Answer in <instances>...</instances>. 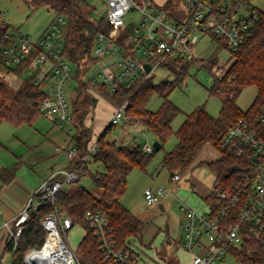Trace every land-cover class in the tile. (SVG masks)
Here are the masks:
<instances>
[{
	"label": "built area",
	"instance_id": "2783aa9c",
	"mask_svg": "<svg viewBox=\"0 0 264 264\" xmlns=\"http://www.w3.org/2000/svg\"><path fill=\"white\" fill-rule=\"evenodd\" d=\"M103 1L106 10L102 17L107 28L96 36L93 47L95 62L91 70L83 74L86 77L73 73L71 64L74 63L63 54L69 27L65 14L55 13L47 28L38 37H32L18 30L10 31L0 10V25L8 26L0 63L8 68L23 66V70L28 71V77L46 93L40 103V113L60 126L75 118L74 100L79 85H86L96 99L97 95L108 98L101 92V85L111 95L120 86L132 87L145 81L156 68L170 60L198 59L195 44L201 35L216 37L227 45L232 54L251 36L258 19L257 9H248L246 0H223L219 4L210 0H179V10H186L182 18L174 17L165 2ZM133 11H138L140 18L133 27L129 42L123 39L124 43L120 42L126 27L125 17ZM146 63L150 64V71L145 67ZM216 68L221 69L215 71L218 75L227 69L221 64ZM72 79L77 82L75 88L71 87ZM128 106V100L115 104L109 125L124 121ZM219 147L221 150L235 149L249 164L237 179L230 182L215 179L208 195L210 199L205 200L203 209L183 207L187 209V215L181 246L192 264H222L226 254L237 257L233 250L243 248L248 239L264 243V107L255 120L248 116L239 117L228 128ZM143 149L152 153L154 147L147 143ZM55 150L64 153L73 164L52 171L19 213L2 223L8 237L14 241L21 234L31 209L45 204L47 198L63 189L65 182L79 180L84 168L95 161L99 150L98 137L93 136L84 154L80 153L75 142L57 145ZM180 178V173H174L171 181L176 182ZM168 191V187L163 185L155 190L146 188L147 204L159 202ZM85 217L94 228L108 264H145L132 248L118 245L105 213L89 210ZM51 223L57 239L51 234ZM42 224L46 229L45 241L39 248L26 253L25 263L81 264L77 252L61 233V230L66 233L73 227L72 218L56 208L44 216Z\"/></svg>",
	"mask_w": 264,
	"mask_h": 264
},
{
	"label": "trees",
	"instance_id": "16d2710c",
	"mask_svg": "<svg viewBox=\"0 0 264 264\" xmlns=\"http://www.w3.org/2000/svg\"><path fill=\"white\" fill-rule=\"evenodd\" d=\"M33 8L47 5L55 13L65 14L69 20L68 34L65 40L63 54L76 66V74L81 76L91 68L95 62L93 47L97 34L105 30L107 25L104 18L93 16L94 8L86 0H27ZM140 1V0H139ZM219 4L223 0H210ZM179 5V0H167L165 6L171 10ZM258 19L255 21L251 36L236 49L227 62V69L222 75L213 70L219 65V57L215 53L204 60V66L213 74V84L209 94L217 95L222 100V108L218 116L208 112L205 105H200L191 113L175 131L177 143L175 147L166 151L161 164L172 171L187 167L200 152L202 147L211 141L219 146L228 128L241 116H248L255 120L263 112L264 107V10L257 9ZM7 25H0V58L2 45L6 42ZM216 38V37H214ZM217 39V38H216ZM219 41V47H227ZM120 42H123L120 40ZM124 43V42H123ZM131 47V43H125ZM197 59L176 58L168 63L178 66L180 77L186 72L191 63ZM167 64V63H166ZM15 75L21 76L23 66L8 68ZM177 83L163 81L155 84L151 77L132 87L120 86L114 94H109L107 88L101 85V92L115 104L129 101L126 110L125 123H141L145 130L154 134L161 142V148L167 138L174 132L172 121L180 108L169 98V93ZM256 85L257 96L252 105L242 110L237 104V97L241 91ZM154 93L162 96V104L156 111L147 108V104ZM45 91L33 83L30 77L23 78L18 86H13L3 80L0 75V121H7L15 126L34 124L41 115L39 107L45 98ZM95 104V96L81 84L77 87L74 100L75 118L73 123L76 133L70 142L78 145L81 154L86 153L87 145L93 138L92 129L84 124L85 117ZM118 124L107 126L98 136L99 150L95 162L103 165V170L93 175L95 185L102 189L101 196H97L87 188L79 186L72 192L60 189L54 196L46 199L38 209H31L29 217L23 225V230L16 241L8 237L6 249L11 251V264H26L25 254L34 248H39L45 241L46 229L42 219L56 208L69 215L73 224H81L87 234L77 249L81 264H108L104 252L100 249L98 237L94 228L86 219L87 211L105 213L114 237L119 246H128V239L138 237L142 239L146 223L123 204L121 198L126 191L128 177L134 169L146 170L152 153H148L140 144H118L111 138V133ZM160 148V149H161ZM159 149V150H160ZM220 158L206 161L208 167L217 174L216 179L230 182L242 175L248 166L245 157L238 155L235 149L222 150ZM14 168H0V179L3 184L15 178ZM89 170L86 166L84 171ZM205 200L210 197L206 196ZM233 253L245 264H264V243L256 239H248L241 249H234ZM167 264H175L169 262Z\"/></svg>",
	"mask_w": 264,
	"mask_h": 264
},
{
	"label": "rangeland",
	"instance_id": "374dc122",
	"mask_svg": "<svg viewBox=\"0 0 264 264\" xmlns=\"http://www.w3.org/2000/svg\"><path fill=\"white\" fill-rule=\"evenodd\" d=\"M86 1L94 8L93 16L97 19L101 18L106 10L105 2L103 0ZM155 1L162 4L167 0ZM246 7L264 10V0H246ZM0 10L4 13L10 31L18 30L32 37H38L55 15V11L47 5L33 8L27 0H0ZM171 14L174 17L182 18L186 15V10H179L178 7H175L171 9ZM139 18L140 13L138 11L126 15V27L122 31L123 37L120 40L129 42L133 27ZM195 52L199 56L197 62L191 63L182 77H180L178 66L171 63L164 64L151 73V78L155 84L163 81L177 83L169 93V98L180 108V111L172 121L174 132L164 142L163 147L151 155L146 170L136 168L130 173L126 191L121 198L123 204L146 223L141 240L138 237L128 239L129 245L139 254L145 264H167L169 262L192 264L189 255L181 246L187 209L183 208V204L174 190L178 185H181L184 190L197 191L196 189H198L199 191L198 183L203 182L205 186L210 184L214 174L206 161L218 159L223 154L219 146L208 141L191 164L185 169L174 170V173L181 175L178 185L171 181L172 171L161 164L164 153L175 147L177 143L175 131L183 123L187 114L198 106L205 105L210 114L218 116L222 108L221 98L209 94V88L213 84V74L208 67L204 66L203 62L216 53L219 57V65L226 67V61L230 58L231 52L228 47H219V41L211 35L199 37L195 44ZM71 66V71L75 73V64H71ZM16 67L14 65L12 68ZM216 67H214V72L219 69ZM90 70L91 68L87 69L84 74ZM0 75L3 80L11 85L18 86L22 79L27 78L29 74L28 71L23 70L21 76L15 75L9 71L8 67L0 63ZM83 76L86 77L87 75ZM70 84L72 88L77 86L74 79ZM257 93L256 85L244 88L237 97V104L246 111L254 102ZM96 97L98 103L93 107L92 112L90 111L87 119L89 127H92L90 128L94 137H98L104 131L109 125L110 118L109 105L103 100L106 97L100 95ZM162 100L160 94L154 93L147 104V108L153 111L158 110ZM75 133L76 127L73 121H65L60 126L42 114L32 125L15 126L7 121H0V168L15 169V182L12 185L2 188L3 182L0 179V209L5 205L4 202L14 203L24 191L35 192L65 158L64 153L57 152L55 147L67 145ZM111 138L116 139L118 144L125 143V140H121L122 138L132 140L135 144L142 146L148 142L153 143L156 139L154 134L146 131L141 123L130 124L129 122L125 123V121L120 122L114 128ZM89 165V170L83 171L79 180L72 183L65 182L62 188L72 192L79 186H83L100 196L102 189L95 185L93 175L102 171L104 167L100 162L95 163L94 161ZM190 172H193V175L188 174ZM162 185L168 187L169 191L159 202L148 205L144 195L145 189L150 187L155 190ZM202 200L205 201L204 198ZM161 201L165 204V209L161 208ZM188 206L190 207V205ZM61 233L71 248L77 251L79 244L87 234V230L81 224L76 223L66 233L62 230ZM12 256V252L8 250L1 264H10ZM222 264L245 263L232 254H226Z\"/></svg>",
	"mask_w": 264,
	"mask_h": 264
},
{
	"label": "crops",
	"instance_id": "0c3cea01",
	"mask_svg": "<svg viewBox=\"0 0 264 264\" xmlns=\"http://www.w3.org/2000/svg\"><path fill=\"white\" fill-rule=\"evenodd\" d=\"M49 24V23H48ZM47 28V27H46ZM45 28V29H46ZM45 29H43L42 30V32L45 30ZM41 32V33H42ZM40 33V34H41ZM39 34V35H40ZM38 35V36H39ZM103 100L104 101H106L107 103H108V105H109V108H110V118H109V121H110V119H111V117H112V115H113V113H114V110H115V103L112 101V100H110V99H104L103 98ZM97 103H98V100L96 99V101H95V104H94V106L95 105H97ZM106 103V104H107ZM92 110H93V108H92ZM92 110H91V112H92ZM90 112V113H91ZM89 113V114H90ZM89 114L85 117V120H84V123L87 125V126H89V123L87 122V119L89 118ZM91 127V126H90ZM92 128V127H91ZM95 135V134H94ZM96 136V135H95ZM99 136V135H98ZM121 140H125V143L124 144H135L132 140H129V139H122L121 138ZM156 140V139H155ZM148 143H151V142H148ZM147 144V143H146ZM152 145H153V143H151ZM213 160V159H212ZM95 162V161H94ZM95 163H97V161L95 162ZM72 162H70V161H68L66 158H64L58 165H57V167L53 170V171H55V170H58V169H61V168H65V167H71L72 166ZM89 168H90V165L88 166ZM185 169V168H184ZM85 172V171H84ZM213 174H214V177H212V181H210V184H208V185H204L203 184V182H200V183H198V188H199V191H198V189H196L197 191H190V190H184V189H182L181 188V185H178V181H176V183L175 184H177L178 186L175 188V190H174V193L178 196V198L180 199V202H182V204H183V207L184 206H186V207H189L188 205H190V207H194V208H197V209H203L204 208V203H205V201L204 200H202L203 198H205L206 196H208L209 195V193H210V189H211V187H212V185H213V183H214V181H215V179H216V177H217V174H216V172L213 170V172H212ZM188 174H191V175H193V172H190V173H188ZM198 179V178H197ZM179 180H181V178L179 179ZM15 182V179H13L12 181H10L9 183H6V184H3V186H2V188L3 187H5V188H7V187H9L10 185H12L13 183ZM195 186V185H194ZM196 187V186H195ZM202 193V194H201ZM32 193H31V190H27V191H24V193H22L15 201H14V203H5L4 202V206L3 207H1V209H0V215H1V219H0V264L2 263V260L4 259V257L6 256V254H7V249H6V242H7V239H8V234H7V230L4 228V227H2L1 225H2V223L4 222V221H8V220H12L18 213H19V211L23 208V206H24V204H25V202L27 201V199L30 197V195H31ZM101 194H102V191H101V193H100V196H101ZM200 197V198H199ZM200 199H201V202H200ZM182 200V201H181ZM184 201V202H183ZM204 202V203H203ZM200 205H201V207H200ZM161 208L162 209H165V204L161 201ZM130 248H132L131 246H130ZM133 249V248H132ZM134 250V249H133ZM188 254V253H187ZM11 261H12V259H11ZM10 264H11V262H10Z\"/></svg>",
	"mask_w": 264,
	"mask_h": 264
},
{
	"label": "water",
	"instance_id": "95a60500",
	"mask_svg": "<svg viewBox=\"0 0 264 264\" xmlns=\"http://www.w3.org/2000/svg\"><path fill=\"white\" fill-rule=\"evenodd\" d=\"M145 67L147 68L148 71H150V64L149 63H146ZM161 145L162 144L158 139L154 140V142H153L154 149L159 150L161 148Z\"/></svg>",
	"mask_w": 264,
	"mask_h": 264
},
{
	"label": "bare ground",
	"instance_id": "6f19581e",
	"mask_svg": "<svg viewBox=\"0 0 264 264\" xmlns=\"http://www.w3.org/2000/svg\"><path fill=\"white\" fill-rule=\"evenodd\" d=\"M51 225V227H52V232H51V234L54 236V239H57V235L55 234V232H53L54 231V227H53V223H51L50 224ZM55 234V235H54ZM51 239V238H50ZM49 239V240H50Z\"/></svg>",
	"mask_w": 264,
	"mask_h": 264
}]
</instances>
